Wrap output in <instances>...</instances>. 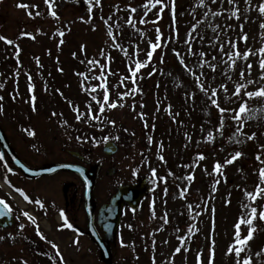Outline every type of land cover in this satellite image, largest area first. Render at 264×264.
<instances>
[{
  "label": "rangeland",
  "instance_id": "374dc122",
  "mask_svg": "<svg viewBox=\"0 0 264 264\" xmlns=\"http://www.w3.org/2000/svg\"><path fill=\"white\" fill-rule=\"evenodd\" d=\"M19 3L30 7L27 10L19 8ZM143 3L144 0H101L100 4H89V0H53L56 18L50 14L45 0H0V35L13 41L8 45L0 40V84L3 85L0 88V97H3L0 120L13 134L16 124L34 113L28 79L24 78L29 65L36 72V100H41L40 108L43 106L46 111L30 121V128L40 134L42 147L68 146L80 150L85 146V156L101 164V174L94 187V196L99 200L111 194L118 184L146 178L151 192L136 213L138 217L132 229L125 216L113 264H237L236 255L228 252L229 246L235 243V224L240 217H246L244 206L264 209V199L253 203L246 196L247 191H254L260 183L258 170L264 167L256 158L259 154L264 160V96L248 98L243 95V91L264 88L258 51L264 46V28L261 27L264 14L258 11L260 0H234L232 4L227 0H203V3L201 0H164L166 7L157 23L162 34L158 43L162 46L156 49L150 64L136 78L140 91L122 97V93L132 88L130 79H126L130 77L129 65L134 66L136 59L144 61L150 42H157L149 31L150 18H144L148 23H140L146 11ZM129 6L137 11L131 13ZM29 10L33 13L31 17L27 14ZM149 12L152 15L159 12V8ZM212 13L220 14L214 16ZM129 15L135 27L127 23ZM105 20L112 27L118 47L113 46L112 38L107 35ZM61 31L63 37L59 35ZM21 33H31V36ZM189 33L193 54H189L186 42ZM245 34L246 41L242 39ZM230 42L241 54L234 66L225 55L234 51ZM17 45L20 51L16 57ZM81 45L86 46L84 51ZM101 49L105 52L103 57L99 55ZM173 49L181 54L189 69L197 75L203 73L200 78L205 87L217 89L215 98L221 107L231 110L238 108L241 100L247 101V110L239 124L231 119L229 111L225 113L223 129L217 131L220 125L218 109L196 86L195 77L179 63ZM249 49L255 54L246 60L243 53ZM200 53L205 55L201 58ZM14 57L18 64L5 65L8 61L4 59ZM89 60H98L105 66L102 79H93L99 76L100 69L99 65H90ZM200 63H204L203 68L198 67ZM212 64L216 66L215 71L209 67ZM248 64L252 65L250 72ZM44 77L56 79L60 83L59 91L47 85L48 79ZM145 80L142 88L139 87ZM101 83L106 84L109 103L123 106L114 109L106 106L103 113L99 111V121L90 120L85 104L95 109L99 107L98 101L103 102L104 89L98 87ZM237 83L247 85L240 99L233 95ZM221 85L226 86V92ZM93 86H97V91L90 94ZM91 95H96L97 100L93 101ZM54 100L57 101L55 105ZM75 108L83 114L81 120H76ZM109 121H114L115 125ZM74 125L97 129L100 136L85 143L83 138L78 140L73 135ZM209 132L214 135L211 141L206 139ZM253 133L255 138L248 139ZM104 137L118 145L112 156L101 153ZM21 148L27 147L23 144ZM31 151L34 156L38 154L36 150ZM236 152L241 155L233 163L224 164ZM199 154L204 156L203 160L198 159ZM41 160L36 157L34 162ZM216 162L222 165L220 172L213 170ZM108 167L115 169L113 175H106ZM189 176L193 178L187 179ZM0 177L3 181L7 177L14 190L22 189L34 213L44 220L39 226L43 238L31 224L20 228L23 221L2 230L0 264H24L25 261L35 264L34 257L27 253L28 235L49 251L56 252L49 241L55 243L60 255L64 256V264H102L88 250L86 241L70 240V234H64L62 239L54 230L49 224L52 223L51 213L35 203L38 199L32 191L25 190L27 185L31 188L32 183L18 176H8L4 170ZM63 180L71 182L73 178L69 175L55 178L45 190L54 193L55 185ZM0 183L3 185L0 194L14 203L12 187L1 180ZM184 189L185 195L181 197L180 191ZM0 198L13 209L4 197L0 195ZM38 224L36 222V226ZM248 227L241 225L242 236L247 235ZM251 227L253 238L240 259L251 257L252 264H264V220L257 215ZM178 247L181 250L176 252ZM57 262L63 264L60 260Z\"/></svg>",
  "mask_w": 264,
  "mask_h": 264
},
{
  "label": "snow or ice",
  "instance_id": "6c2138e0",
  "mask_svg": "<svg viewBox=\"0 0 264 264\" xmlns=\"http://www.w3.org/2000/svg\"><path fill=\"white\" fill-rule=\"evenodd\" d=\"M100 2H101V0H89V4H92V3L100 4ZM213 2H215V0H213ZM227 2L229 4H232L234 2V0H227ZM45 3L49 6L50 14L53 17L58 18V14L56 13L55 10H53V0H45ZM201 3H203V0H201ZM17 7L27 10V9H29L30 6L28 4H26V3H19L17 5ZM31 7H38V6L32 5ZM129 7H130L131 13H135L137 11L136 8L131 7V6H129ZM143 7L145 9H147L148 11H151L152 9H155V8L159 7V12L157 14V19H159L160 18V14L163 13V11L165 10L166 5L164 4V0H144ZM88 11L91 12L92 8L89 7ZM148 11H145V13H144L145 16L148 15ZM258 11H259V13L264 14V0H260V3L258 5ZM27 14L30 17L33 15L32 11H30V10L27 12ZM219 14L220 13H212V15H214V16L215 15H219ZM36 15H39V13L37 12ZM206 15H207V13H206ZM233 15L236 16L237 18H239L236 12H233ZM173 16H174V4H173ZM81 19L83 20L84 18L81 17ZM153 22H155V21H153ZM104 23L106 25H108V20H105ZM127 23L129 25L135 27V21L133 20V17L131 15H129ZM140 23H148V21L142 17L141 20H140ZM261 27L264 28V24H261ZM193 31H195V25L193 26ZM156 32H157V35H156V41L157 42H150L149 49L146 51V59L144 61H140L139 59H136L135 62H134V66L129 65L128 71L130 73V77H126V79H130L131 80V82L133 84V87L131 88V90L129 92L122 93L121 94L122 97L123 96H127V95H132V94H135V93L140 91V89L136 86V78H137L138 74L140 73V71L142 69L146 68L150 64L156 49L162 46L160 43H158L159 41H161V36H162V34L160 32V29L157 28ZM21 35L22 36L23 35L31 36V33H21ZM59 35H60V37H63L64 36V32H62V31L59 32ZM107 35L110 38H112L113 46L114 47H118V45L115 43V39L116 38H115V36H113L112 27L110 25H108ZM32 38L35 39L34 36H32ZM242 39H244L246 41L247 40V35L245 34L242 37ZM0 40L5 41L8 45H12L13 44V41L11 39H9V38H7V37H5L3 35H0ZM186 42L189 44V54H193L192 53V49H191V33H189V39ZM60 43H63L62 39H61ZM230 47L232 49H234V51L226 52L225 55L227 56V59L229 61H231L232 65L234 66V64L236 62V59L239 58L241 54H240L239 50L236 48L235 44H231V42H230ZM85 49H86V46L85 45H81V50L84 51ZM220 50L222 52L224 51V46L223 45L220 46ZM19 51H20V49H19V46L17 45L16 46L17 56L19 54ZM258 51L260 53L259 67L261 69V79L264 80V46H262ZM173 52L177 56V58L179 59V63L184 67V69L186 71L191 72V74L195 77L196 86L200 89V91L205 93V95L211 101V104L214 105L218 109V111L220 113V125L217 128V131H221L223 129L224 120H225V113L229 112V111H231V113H232L231 119L239 124L241 122V120L243 119V114L247 110V101L241 100V102H239V107L231 109V110L221 107L218 104L217 99L215 98L216 95H217V89L213 88V89L209 90L208 87H205V84L201 81V78H200L203 75V73H201L200 75H197L194 71H192L191 69L188 68L187 64L185 63L184 58L181 56V54L178 51L173 49ZM254 54L255 53H253L252 50L249 49V50H247V51H245L243 53V58L247 60L251 55H254ZM73 55L75 56L76 54L73 53ZM99 55L102 56V57L105 56V52H104L103 49L100 50ZM204 55H205L204 53H200L201 58ZM213 59H215V57ZM36 62H37V64H39V58H37ZM88 63L90 65L94 66V67L99 65L100 74H99V76L93 77V79H102L104 77V68H105V66L101 65L98 60H89ZM198 67L203 68L204 67V63H200L198 65ZM209 67L213 71L216 70V66L214 64L209 65ZM247 67H248V70L250 72L251 68H252V65L248 64ZM59 70L63 71V69H59ZM154 71H155V69H154ZM18 74L19 73H17V75ZM78 75L85 76L84 73H79ZM149 75L151 76L152 73H149ZM243 76H244V72L242 71L241 72V77H243ZM28 81H29L28 90H29L30 93H33V90H34L35 86L31 82L32 81V77H31L30 74L28 75ZM248 83H253V82L249 81ZM2 87H3V85L0 84V88H2ZM82 87H83V82H82ZM98 87L101 88V89H104L103 102L101 103V102L98 101V103H99V111L101 113L104 112V109H105L106 106L110 107V108H113V109L116 108L117 106H121V107L123 106L122 104L118 105L117 102L109 103V93H108V91L106 89V84L105 83L99 84ZM220 87L223 88V90L225 92L227 91L226 86L221 85ZM246 87H247L246 84L237 83L235 85V91H234L233 95L235 97H237L238 99H240L242 91L244 89H246ZM85 90L88 91V89H85ZM57 91H59V90H57ZM96 91H97V86H93L90 89V94L91 93H95ZM243 95L247 96L248 98H252V97H256V96H264V88H259L256 91H243ZM13 98H15V97H13ZM91 99L93 101H96L97 100V96L96 95H91ZM0 100H3V97H0ZM31 100H32V104H33V110H35V101H36L35 94L32 95ZM69 103L71 104V101H69ZM74 110L76 112V120H81L83 114L80 113L78 108H75ZM2 111H3V105L0 104V112H2ZM91 111H92L91 106H89L88 119L99 121L100 117L96 116V115H91ZM53 115H55V113H53ZM65 123H66V121H65ZM109 123H112L113 125H115L114 121H109ZM236 131L240 132V128H237ZM27 134L29 136L35 135V133L33 131H28ZM254 138H255V133L251 134L248 137V139H254ZM77 139L79 140L81 138L77 137ZM104 139L107 140V139H109V137H104ZM117 139H118V137H117ZM206 139L209 140V141L213 140L214 139L213 133L209 132L207 137H206ZM93 140L95 141V138H93ZM149 141L151 142V138H149ZM262 147H264V146H262ZM240 155H241L240 152H236L235 155H233L231 157V159L225 160L224 164L233 163V161L235 159H237ZM2 158L3 157L0 156V159H2ZM160 158L163 159L162 156ZM256 158H257L258 161H260L262 164H264V160H261V157H260L259 154L257 155ZM198 159L199 160H203L204 156L202 154H199L198 155ZM221 169H222L221 163L220 162H216L215 165H214V169L213 170L215 172H220ZM7 170L9 172L12 171L11 168H8ZM153 174L155 175V170H153ZM258 174H259L260 183H258L255 186L254 191H247L246 192V196L253 203L257 202L259 199H264V167L259 168ZM192 178L193 177H191V176L187 177V179H189V180H191ZM5 180L7 182V177H5ZM15 191L20 193L24 197L25 200L29 199V197L24 194L22 189L16 188ZM185 191H186V189L180 191V196L181 197H183L185 195ZM35 203L38 204V205H41V207L43 206L41 204V201H39V200H36ZM0 205H4L5 208H7V205H6L5 201L2 198H0ZM189 207L191 208V205H189ZM244 207L246 209V217L245 216L240 217L238 219L237 223L235 224V243H234V245H230L229 246L228 252L230 254L234 253L236 255L237 264H252L251 257H244L243 259H240V257H241V254L244 252L245 247L247 246L248 242L253 238L254 229L251 227V225L253 224V221L257 218V215L259 216L260 219L264 220V209H260L258 207L251 206V205H246ZM0 215H4V210H0ZM23 215L25 217H27L32 222V224L36 225V219L34 217H32L30 215V213H28L27 211H24ZM60 215H61V217H64L63 211L60 213ZM165 223H167V219L166 218H165ZM65 224L69 228L73 227L70 223H67L66 217H65ZM242 224H246V225L249 226L248 229H247V235L246 236H242L241 235L240 229H241V225ZM23 227H24V225L21 224L20 228H23ZM37 233L39 235H41L42 238H43V234L40 233L38 225H37ZM3 238L4 237H0V239H3ZM181 239H183V237H181ZM49 243L51 244L52 248L56 249V255L59 258V260L62 261L63 257L60 255L58 246L55 243H52L51 241H49ZM180 250L181 249L179 247L175 249L176 252H179ZM24 264H27V261H25ZM154 264H155V262H154Z\"/></svg>",
  "mask_w": 264,
  "mask_h": 264
},
{
  "label": "flooded vegetation",
  "instance_id": "af4514ba",
  "mask_svg": "<svg viewBox=\"0 0 264 264\" xmlns=\"http://www.w3.org/2000/svg\"><path fill=\"white\" fill-rule=\"evenodd\" d=\"M19 130L13 131V134L7 131L6 136L8 138L9 143L13 147L14 151L18 155V157L27 165L31 167H38L44 164L48 163H71V164H79L86 167H89V162L85 159L83 156L82 158L78 155H73L68 153V149H65L64 147L58 149L53 148L51 146H47L44 148L45 153L44 157L41 152L34 156V153L31 151V148H35V145H30V147L27 148H21L23 144L28 143L26 139H19V133H17ZM55 153V154H54ZM3 158L1 159V163L7 168H11L13 173L17 175L18 177L22 178L27 183H33V184H39V187H42V189L35 190L36 192V198L41 201L42 207L44 210H48L51 213V217H54L56 213H61L63 211L64 217L63 219H67V222L70 223L73 227L71 229H75L78 231V235L82 238H84L92 247L94 245L90 240H88L87 236V224H88V214L85 210L84 205V197L82 192V184L80 183V180L77 177H72L73 181L71 182H59V185L55 188V194H52L51 192L48 193L45 188L50 185H52V181L55 180V178H60L64 175V172H57L53 175L49 176H42L37 177L33 179H26L23 177L22 173L14 168L12 163L10 162L8 155L3 153ZM36 157L41 158L42 160L39 163L34 162L36 160ZM35 185L32 186L33 189L35 188ZM52 188V187H51ZM45 190V191H43ZM105 202V201H103ZM103 202H99L98 200H95L94 206H92V215H93V221L96 220L97 210ZM25 207H28V204H25ZM20 211V210H18ZM123 211L129 212V208L124 207ZM61 228L63 227L62 232H64V223H61ZM116 242V241H115ZM115 244V243H114ZM114 256H116V253H114ZM87 258V257H86Z\"/></svg>",
  "mask_w": 264,
  "mask_h": 264
},
{
  "label": "water",
  "instance_id": "95a60500",
  "mask_svg": "<svg viewBox=\"0 0 264 264\" xmlns=\"http://www.w3.org/2000/svg\"><path fill=\"white\" fill-rule=\"evenodd\" d=\"M1 131H0V137H1ZM5 140H2L4 143ZM116 147L113 143L107 142L105 143L103 147V152L106 154H112L115 153ZM21 169L24 170L26 174L29 176H35V175H41V174H48L55 172L60 169H66L69 171H74L76 173H79V175L84 179L85 182V187H86V196L91 195V190L93 187V183L95 181V175H96V169H93L90 172L87 173H81L75 167L70 166V165H51L48 167H44L42 169L34 170V169H29L27 167H22ZM145 194V190L140 187V185L136 186H123L120 187L117 191V193L111 198L110 204L107 206L104 205L100 209V225L102 229L104 230L105 236H106V242L105 245L102 244L100 239H98V236L94 234V241L96 242L100 253H101V260L105 264H110L111 255H110V250H109V243L113 241L114 237V232L117 227L118 223V216L120 214V209L121 206L124 202H128L130 204L133 203V201L137 202L138 199ZM0 210H3V207L0 205ZM11 223V220L9 219L7 214L0 215V225L1 226H6Z\"/></svg>",
  "mask_w": 264,
  "mask_h": 264
}]
</instances>
